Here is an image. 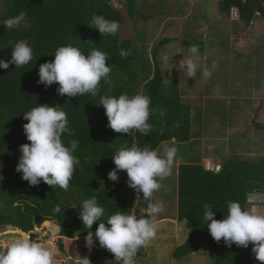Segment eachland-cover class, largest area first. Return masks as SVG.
<instances>
[{
    "label": "trees",
    "instance_id": "trees-1",
    "mask_svg": "<svg viewBox=\"0 0 264 264\" xmlns=\"http://www.w3.org/2000/svg\"><path fill=\"white\" fill-rule=\"evenodd\" d=\"M131 19L149 18L138 8L139 0H123ZM233 8L239 10V20L246 27L260 17L264 20V0H221L219 10L230 16ZM25 13V22L11 30L2 25L4 20ZM103 15L120 23L116 35H103L88 26L93 15ZM125 23L122 12L112 4V0H2L0 16V59L11 60L14 45L25 40L33 49V59L29 64L16 68L0 69V227H12L24 233L33 231L47 221H54L60 227V235L69 239L87 236L78 213L82 201L93 196L104 208V214L93 225L95 233L98 223L107 222L109 216L125 211L136 216L146 215V202L137 200L136 191L128 186L127 172H118L119 181L108 179V173L115 168L112 156L120 146L133 142L139 146L158 149L164 142L194 145L199 131H193V122L200 128L204 116L202 104L196 99L185 97L179 83H166L164 72L158 62L164 46L180 42L178 37H165L154 45L150 59L135 44L134 39H121V29ZM194 37V36H193ZM197 39V38H196ZM195 41L203 45L202 39ZM93 43H87V42ZM145 46V34L139 39ZM183 45L193 42L185 38ZM73 45L87 55L93 48L108 55L111 66L110 79L101 80L99 94L92 96L67 97L57 92L58 84L45 87L38 84L41 64L54 60L58 47ZM196 44V43H195ZM121 49L130 50L131 55L122 58ZM202 47L199 54L202 56ZM143 91V92H142ZM127 92L129 95L142 94L151 98L152 130L143 135L133 130L131 135L117 133L108 127L105 109L100 106V96H116ZM202 100V99H199ZM38 104L59 105L66 112L69 127L74 135L62 134V142L70 146L77 140L79 146L74 155L80 165L75 168L67 190L41 182L31 186L16 171L21 153L20 145L30 143L23 130L28 123L23 113ZM164 111L165 115H160ZM197 158L193 163L178 167V210L179 222L188 221L192 230L184 243L172 254L176 261H185L197 253L204 243L212 250L213 264H261L252 252V244L247 248L233 244L228 247L223 239L217 242L210 235L203 219L204 204L216 212L215 219L227 216L229 201L239 202L248 209L249 195L264 193V156L251 162L240 158H227L215 172L202 165ZM142 195V194H141ZM59 205L61 211L53 209ZM63 245L61 244V247ZM1 250V249H0ZM146 256L141 248L134 259ZM114 256L104 248L94 249L88 259L90 264Z\"/></svg>",
    "mask_w": 264,
    "mask_h": 264
},
{
    "label": "clouds",
    "instance_id": "clouds-1",
    "mask_svg": "<svg viewBox=\"0 0 264 264\" xmlns=\"http://www.w3.org/2000/svg\"><path fill=\"white\" fill-rule=\"evenodd\" d=\"M25 19V13L21 12L4 20L2 25L8 30L19 28ZM88 26L99 30L103 37L116 35L121 27L118 21L95 14ZM188 53L189 58L183 57L177 64V70L188 78H195L198 72L202 78H210L212 73L201 69L199 49L191 46ZM119 55L127 58L131 52L121 49ZM54 57V60L40 65L38 84L45 87L58 84L57 92L60 96H97L101 80L110 79L112 69L108 64L109 58L101 50L93 48L85 55L79 48L69 44L58 47ZM32 59V47L27 41L21 40L12 48L10 61L0 59V69H8L10 65L20 68L29 64ZM150 104V97L142 94L129 95L127 92L118 97L100 96L99 103L105 109L108 127L117 133L129 135L133 130L143 135L152 130L153 126L149 123ZM160 115H165V112L161 111ZM23 118L28 121L23 125V130L30 143L20 145L21 156L16 171L22 173V179L31 186L43 182L52 189L58 186L67 190L80 160L74 155L79 142L72 140L70 146L62 142V134H75L69 127L66 112L59 105L38 104L23 113ZM176 153L174 146H164L162 151L147 145L141 147L135 142L130 147L127 144L119 147L112 156L115 168L108 173V179L118 182V172L126 171L128 186L136 191L137 200L146 202V215L138 217L119 211L109 216L106 223H98V228L93 233V225L100 220L105 210L98 204L96 196L82 201L78 216L84 228L89 229L85 237L89 248L98 241L101 248L113 254L115 264H134L138 251L148 247L157 235V217L164 211V205L152 198L162 188L161 182L171 175ZM219 169L220 167L217 171ZM3 179L0 175V182ZM252 199L250 196L249 200ZM203 208V219L215 241L223 239L228 247L235 244L247 248L252 244L255 258L264 264V214H258L254 208L246 209L239 202L229 201L227 216L217 220L216 212L210 205L204 204ZM53 211L59 213L60 206L57 205ZM56 255L50 242L21 235L14 238L6 250H0V264H54ZM83 260L85 264H90L87 258ZM107 264H113V261H108Z\"/></svg>",
    "mask_w": 264,
    "mask_h": 264
},
{
    "label": "rangeland",
    "instance_id": "rangeland-1",
    "mask_svg": "<svg viewBox=\"0 0 264 264\" xmlns=\"http://www.w3.org/2000/svg\"><path fill=\"white\" fill-rule=\"evenodd\" d=\"M220 1L139 0L138 8L149 18L144 21L141 17L131 19L123 0H112L125 18L121 39H134L136 46L150 59L157 41L165 37L181 40L164 46L158 62L166 83H179L183 96L200 101L204 110L200 128L193 122V131L201 130L202 133L194 145L172 141L164 142L158 148L162 151L164 146H174L176 158L171 175L161 182L162 188L152 198L164 205V211L157 217V235L145 248L146 256L134 259V264H213L208 243L185 261H176L172 257L192 230L188 221L179 222L177 219L178 167L199 158L203 166L214 170L227 158L255 162L264 156V20L257 17L246 27L233 11L230 16L222 14ZM1 10L2 0L0 16ZM143 34L145 46H141L139 41ZM185 38L193 43L183 45ZM195 39H202L203 45ZM191 46H196L199 52L202 47L205 50V61L202 62L199 55V63L201 69L212 73L210 78H202L199 72L195 78H188L177 70L179 61L183 57L189 58ZM250 196L253 199L249 200L248 209L254 208L258 214H264V193ZM145 212L141 210V213ZM47 223L36 227L33 237L16 228L0 227V249L6 250L14 238L27 235L30 239L39 238L42 242L51 243L57 254L54 264H72L74 261L85 264L83 258L89 259L94 249L101 248L98 241L89 248L85 237H63L54 221ZM108 261L115 264L109 258L92 264H107Z\"/></svg>",
    "mask_w": 264,
    "mask_h": 264
},
{
    "label": "water",
    "instance_id": "water-1",
    "mask_svg": "<svg viewBox=\"0 0 264 264\" xmlns=\"http://www.w3.org/2000/svg\"><path fill=\"white\" fill-rule=\"evenodd\" d=\"M214 171H217V168H214ZM30 237H33L35 234L33 231L27 233ZM72 264H78L76 261H74Z\"/></svg>",
    "mask_w": 264,
    "mask_h": 264
},
{
    "label": "crops",
    "instance_id": "crops-1",
    "mask_svg": "<svg viewBox=\"0 0 264 264\" xmlns=\"http://www.w3.org/2000/svg\"><path fill=\"white\" fill-rule=\"evenodd\" d=\"M201 58H202V62H204L205 61V58H206V52H205V50H204L203 55L201 56Z\"/></svg>",
    "mask_w": 264,
    "mask_h": 264
},
{
    "label": "built area",
    "instance_id": "built-area-1",
    "mask_svg": "<svg viewBox=\"0 0 264 264\" xmlns=\"http://www.w3.org/2000/svg\"><path fill=\"white\" fill-rule=\"evenodd\" d=\"M232 11H233L234 13L238 14V18H239V10L236 9V8H233ZM232 11H231V12H232Z\"/></svg>",
    "mask_w": 264,
    "mask_h": 264
},
{
    "label": "bare ground",
    "instance_id": "bare-ground-1",
    "mask_svg": "<svg viewBox=\"0 0 264 264\" xmlns=\"http://www.w3.org/2000/svg\"><path fill=\"white\" fill-rule=\"evenodd\" d=\"M45 223H47V222H45ZM48 224V223H47Z\"/></svg>",
    "mask_w": 264,
    "mask_h": 264
}]
</instances>
